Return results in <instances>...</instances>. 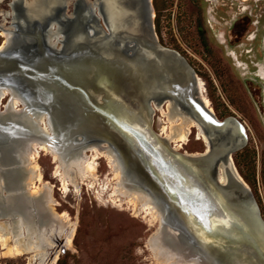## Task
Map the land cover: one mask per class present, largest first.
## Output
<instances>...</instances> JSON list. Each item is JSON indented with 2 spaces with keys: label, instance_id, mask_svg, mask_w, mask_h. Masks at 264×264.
<instances>
[{
  "label": "water",
  "instance_id": "obj_1",
  "mask_svg": "<svg viewBox=\"0 0 264 264\" xmlns=\"http://www.w3.org/2000/svg\"><path fill=\"white\" fill-rule=\"evenodd\" d=\"M123 9V25L116 32L107 16L99 12L104 28L96 25L94 36L70 46L65 38L63 48L55 47L59 41L55 32L63 28L58 19L38 29L36 40L21 33L20 37H9L0 49V87L22 101L20 111L0 113V204L14 202L23 211L33 200L24 193L20 181V151L27 147L22 144L24 137L49 138L36 124V117L44 111L56 133L66 137L68 146L70 141L78 146L81 137L82 143L93 139L114 151L124 183H134L132 186L147 192L166 209L169 225L180 230L184 238L176 237V246L203 253L211 264H224L214 251L221 253L219 242L226 251L246 253L258 261L256 264H264V240L255 237L252 225L236 211L238 199L230 198L232 206L222 203L215 192L219 182L212 170L208 179L192 158L169 148L155 135L145 104L154 95H147L143 84L141 88L124 84L121 72L110 65L114 49L120 56L132 50L158 58L164 53L175 54L155 42L148 0H127ZM115 74L123 80L114 81ZM101 75L105 76L103 86L99 85ZM89 122L94 123L85 124ZM51 142L58 143L57 137ZM230 180L233 193L250 207L247 189L231 174ZM6 211L0 209V216ZM177 212L196 232L208 227L204 236L216 244H210V250L196 246Z\"/></svg>",
  "mask_w": 264,
  "mask_h": 264
},
{
  "label": "flooded vegetation",
  "instance_id": "obj_2",
  "mask_svg": "<svg viewBox=\"0 0 264 264\" xmlns=\"http://www.w3.org/2000/svg\"><path fill=\"white\" fill-rule=\"evenodd\" d=\"M148 1L152 12V33L155 42L160 45L152 23V18L156 16L153 12L157 7L156 0ZM126 2L8 0L13 35L9 34V30L0 32L3 38L0 46L5 44L2 33L12 38L23 33L36 40L38 29L58 19L63 28L55 35H64L69 39L70 46L94 36L96 25L104 28L99 12L107 16L116 32L123 25V4ZM68 3L72 4L69 14L66 13ZM185 6L191 30V51L188 55L182 52L185 49L181 46V37L176 39L178 51L170 50L190 69V74L174 78L172 81L178 84L176 90L148 98L145 104L151 111L158 110L157 105L163 109L169 102L175 104L181 114L195 123L188 139L182 144L186 145L190 140V152H186L181 145V153L210 156L216 180L217 167L223 161L224 166L234 169L238 179L231 171L229 173L249 191L238 166L247 164L246 158L249 161L251 154L253 164L259 163L258 157L264 154V147L258 149L254 139L259 142L261 132L264 134V0H186ZM203 98L207 99L206 104ZM222 124L225 126L222 127ZM63 138L67 141L64 135Z\"/></svg>",
  "mask_w": 264,
  "mask_h": 264
},
{
  "label": "rangeland",
  "instance_id": "obj_3",
  "mask_svg": "<svg viewBox=\"0 0 264 264\" xmlns=\"http://www.w3.org/2000/svg\"><path fill=\"white\" fill-rule=\"evenodd\" d=\"M7 2L8 0L0 2V32H8L9 30V34L13 35V31H11L13 29L11 23L12 11ZM185 4L186 0H156L157 7L153 9L156 16L152 18V23L154 26L153 30L161 46L178 51L176 39L181 37V46L185 49L181 48L182 52L188 55L187 53L191 51L192 38ZM71 7L72 4L68 3L67 14L71 12ZM57 38L59 41L55 43V47L63 48L65 43L64 35L61 37L57 36ZM2 40L3 38L0 36V44ZM8 99L5 97L1 100L0 113L8 110L14 111L9 108L5 109L4 106ZM20 107L19 105V110L17 111H20ZM161 110L166 111V108L163 107L162 109L160 107L158 110H152L149 120L150 129L154 133L159 134L168 126L166 117L161 115ZM166 130L168 131V129ZM260 138L262 139L259 142L254 138L258 149L264 147V134L262 132ZM80 139L78 140V146L70 141V148L65 151V154L59 155L63 156L66 161L71 158L76 160L83 157L82 151L89 145L99 142L90 139L88 142L82 143ZM23 140L22 144L25 143L27 147L22 148L20 156L21 153L27 154L29 151L28 142L32 140L49 141L36 137H24ZM53 146L57 145L54 144ZM169 146H172V143ZM189 146L190 140L186 145H182V148L186 152H190ZM96 147L99 150L102 149L99 145ZM177 151L181 152L180 149ZM90 154L89 150L85 152V156L88 158ZM253 158V154H251L249 161L246 158L248 165L244 163L238 167L240 174L245 177L249 187L247 197L250 202H253L259 218L264 223V154L263 157H258L259 163L253 164ZM35 162L39 167L43 180L49 182L52 186L53 204L46 203L44 199L39 198L40 196L37 199H33L31 204L26 202L30 206L24 207L23 211L14 207L16 204H11L9 208L7 203L2 207V211L7 210L6 208H9V210L3 216H0V222L12 223L17 219V216L21 215L25 223L32 224L37 231L42 249L46 255L45 263L54 264L56 259L60 257L64 264H165L162 259L155 257V253L148 246L150 237L157 229V222L155 220L150 221L149 216L144 214L139 205L132 209L125 199H122L120 205H116L118 201L115 200L116 197L114 195H111L116 180L113 179L112 172L108 168L105 158L99 157L96 160L97 165L94 177L83 174L81 179L76 176L74 180L78 186L75 187L68 184L66 190L61 189L59 177L53 176L57 162L52 160L50 154L40 151ZM20 166L24 169L20 176V181L24 184L23 190L28 196L30 195V188L28 186L24 187L27 176L24 162ZM131 184L133 185L134 183ZM132 185L125 184L128 189L136 188ZM51 205L57 215L66 213L68 220L73 224L75 223L69 246L64 244V237L69 227L65 226L62 221L56 220L48 212L47 208H50ZM12 206L14 207L13 209ZM12 211L13 214H11ZM163 239L161 244L167 246L164 247L166 250L177 254L179 258L176 259L178 261L188 264L193 263L195 259L197 264H211V261L203 253H190L187 247L176 246L171 239H167L164 236ZM2 251L1 249L0 264H35L32 259L30 260V254L13 256L2 254ZM192 254L195 256L192 257ZM55 255L56 259L51 263Z\"/></svg>",
  "mask_w": 264,
  "mask_h": 264
},
{
  "label": "bare ground",
  "instance_id": "obj_4",
  "mask_svg": "<svg viewBox=\"0 0 264 264\" xmlns=\"http://www.w3.org/2000/svg\"><path fill=\"white\" fill-rule=\"evenodd\" d=\"M3 36H5L6 42L7 39H9V34L3 33ZM113 51H116V53L115 56L112 57L110 65L112 66V68H115L116 70H119L121 72L125 80L124 84H128V86H130L131 88H141L143 84L144 88H146L145 91L147 95L157 96L160 94H166V91L169 90L174 91L177 89L178 84H176V82L172 80L174 78H178L183 75L187 76L190 74V69L186 65H184L175 54H172L171 52L166 54L164 53L163 55H161V57L158 58V55L152 54V56H150L149 54H139L140 51L138 53L137 50H132V53L126 56H120L119 52H117L118 49H114ZM145 51L148 52L147 49H145ZM122 76L120 75V77H118V74H115L113 75V80L116 81L120 78L123 80ZM161 77L163 78L161 79ZM103 78H105L104 75H101L99 78L101 79L99 82L100 86H103L106 83ZM198 89L201 92L200 82ZM107 90L109 91V89H106V91ZM108 91L106 94L109 96L111 95V93L110 91ZM5 97L9 98L6 105L4 106L5 109L9 108L14 111L19 110L18 106L21 105V99H19L17 96H14L13 94H10L5 87H1L0 102ZM203 100L206 104L207 99L203 98ZM155 107L160 109L158 105ZM149 111L151 112V108H149ZM161 111V115L166 117L168 126L161 131V134L156 133L155 135L165 145L169 146V144L172 143V149L177 151L176 149H179V147L188 139V136L191 132L190 129L195 125V123L190 118L181 114L178 107L173 103L169 102L166 106V111ZM22 119L24 118L22 117ZM92 123L89 122L85 124L89 125ZM16 124H18L17 121H15V125ZM36 124L40 130L46 131L45 133H47L46 135H48L49 137L47 140L49 141L46 142L40 140H32L28 142L29 151L27 152V154L21 153V157L24 160L22 162H24V168L27 174L24 187L28 186L30 188L29 196L31 198L37 199L38 196H40L39 198L44 199L46 203L53 204L54 202L51 194L52 186L49 182H45L43 180L42 175L39 171V167L35 162L36 157L38 156V153L40 151L50 154L52 160L57 162L53 176L55 175L59 177L62 190H66L68 184L77 187L78 185L74 180L76 176L81 178L83 174H88L89 176L94 177L97 165L96 160H98L99 157H103L106 160L108 168L112 172L113 179L116 180L111 192V195H114L116 197L115 200L118 201V203L116 202V205H120L122 199H125L131 205L132 209L136 208V206L139 205L144 214L149 216L150 221L155 220L157 222V229L148 241V246L155 253V257L157 259H162L165 264H187L185 262L178 261L176 259L179 258L178 255L170 252L169 250H166V248L164 247L167 246L161 244L163 236L167 239H171L174 243H177L178 239H176V237L184 238L177 227L169 225L168 217L164 211L166 209L164 207H161L159 203L154 202V200H152L144 190L137 188H126L124 180L122 179L121 171L118 166L116 155L105 142H99L97 144L89 145L85 150L82 151L83 157L76 160L71 158L69 161H66L63 156H60L59 154H65V151L69 148V146L67 147V141L64 140L62 132L58 134L56 133V130L52 128V123L49 119V116L44 111H41L36 117ZM223 126H225V124H222V127ZM166 129H168V131ZM10 132L12 133L13 130H10ZM56 137L58 143L52 144L51 140L56 139ZM54 144L57 146H53ZM97 145L101 146L102 149H97ZM169 148H171V146H169ZM88 150L91 152L89 158L85 156V152ZM182 155L192 158L194 162L197 163V167L204 173V176L208 179L210 178L209 176H211L210 170L212 163L210 156L205 155L198 157L196 155H188L185 153H183ZM227 167L229 166H224L223 161H220L217 167L216 177L218 179L219 185L217 186L215 192L218 195V198L225 205L229 204L231 206L232 204L230 202V198L235 197L236 199H238V202H236L235 204L236 211L242 217L244 216V218H246L250 225H252L255 237H262V239L264 240V235H261L263 234L262 231H264V225L257 217L255 207L250 201L249 205L251 208L248 206L246 207V204L243 203V200H241L233 193V183L230 180L229 172L231 171L237 179L238 177L231 166L228 168L229 170L227 169ZM23 170L24 169H22V173L24 172ZM36 184H38V186H36ZM212 189L214 190L213 187ZM7 203L9 204L8 207L10 208L12 203L5 202L1 205L0 209L3 210L2 207H4ZM12 205H15V203L13 202ZM14 207L12 206V209ZM9 208L6 209L9 210ZM47 210L56 220L62 221L65 226L67 225L69 227V230L64 237V244L66 246H69L74 232L75 223L73 224L68 220L69 218L66 213L57 215L54 212L52 205L50 208H47ZM177 217L184 224V226L188 228L190 234L193 235V238L196 241V246H198L199 248L210 250L211 248L208 246L210 244L217 243L218 249L222 251L221 253H219L218 251L216 252V250L214 251L220 256V259L224 264H256L258 262L255 259L253 260V258H251L249 255H246V253L226 251L225 247L221 246L219 242L214 243L211 237L204 236V231L208 230V227L202 228L200 229V231L196 232L189 228L190 226L188 227V225L190 224L187 219H184L181 213L177 212ZM25 235H27L26 239ZM42 248L43 247L34 226L32 224L30 225L28 223H25L21 215L17 216V219L12 223L0 222V250H3L2 254L13 256L30 254V260L32 259L35 264H48L49 262H44L46 255ZM191 256L193 257L195 255L192 254ZM54 259H56V255L52 259L51 263L55 261ZM193 261V263L188 264H195V259Z\"/></svg>",
  "mask_w": 264,
  "mask_h": 264
},
{
  "label": "trees",
  "instance_id": "obj_5",
  "mask_svg": "<svg viewBox=\"0 0 264 264\" xmlns=\"http://www.w3.org/2000/svg\"><path fill=\"white\" fill-rule=\"evenodd\" d=\"M54 264H64V262L62 261V258L58 257Z\"/></svg>",
  "mask_w": 264,
  "mask_h": 264
}]
</instances>
